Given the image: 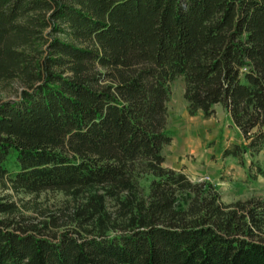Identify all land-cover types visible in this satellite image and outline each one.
Instances as JSON below:
<instances>
[{
    "label": "trees",
    "instance_id": "16d2710c",
    "mask_svg": "<svg viewBox=\"0 0 264 264\" xmlns=\"http://www.w3.org/2000/svg\"><path fill=\"white\" fill-rule=\"evenodd\" d=\"M178 76L190 113L221 104L244 135L226 155L258 153L264 0H0V82L22 84L0 97V181L81 196L85 231L19 225L0 196V264H264V197L165 162Z\"/></svg>",
    "mask_w": 264,
    "mask_h": 264
},
{
    "label": "rangeland",
    "instance_id": "374dc122",
    "mask_svg": "<svg viewBox=\"0 0 264 264\" xmlns=\"http://www.w3.org/2000/svg\"><path fill=\"white\" fill-rule=\"evenodd\" d=\"M21 86L16 79L1 81L0 97H15ZM170 86L167 127L172 140L163 149L166 164L183 169L194 180L212 181L226 202L264 197V147L255 155L244 153L241 158L226 155V148L243 143L245 138L224 107L217 104L215 114L209 117L202 112L192 114L184 94V78L176 77ZM3 195L16 203L18 212L9 217L19 225L42 227L47 234L82 227L75 218L81 196L69 191L50 188L28 192L0 181V196Z\"/></svg>",
    "mask_w": 264,
    "mask_h": 264
}]
</instances>
